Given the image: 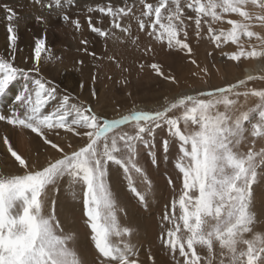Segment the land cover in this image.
Wrapping results in <instances>:
<instances>
[{"label":"snow or ice","instance_id":"1","mask_svg":"<svg viewBox=\"0 0 264 264\" xmlns=\"http://www.w3.org/2000/svg\"><path fill=\"white\" fill-rule=\"evenodd\" d=\"M32 3L50 14L55 12L77 30L81 28L69 11L78 0ZM137 4L142 5L139 16L134 12ZM5 11L14 60L18 36L12 22L19 17L12 8L5 6ZM87 11L109 17L111 28L131 38L133 44L139 37H133L131 24L122 23L125 19H135L139 31L170 52L191 55L188 29L194 26L198 40L207 35L217 49L234 45L235 51L222 52L229 60L264 59V35L252 30L256 25L264 27V0H124L120 7L109 3ZM37 20L45 23L43 17ZM225 23L228 28L214 27ZM88 25L99 37L115 35L93 23L92 16ZM48 51L45 33L35 39L33 68L25 70L0 58V99L7 97L18 78L25 81L22 91L14 96L10 114H0V121L20 132L28 130L51 149L41 164L19 153L7 135L0 136V143L18 165L17 174L0 172V264H85L75 247V234L65 232L56 215V197L65 184L74 198L79 195L82 199L98 264H139L129 242L132 229L120 223L123 209L112 180L122 172L129 192L147 207L151 180L141 159L154 157L150 162L158 166L173 144L178 145L175 168L182 175V189L171 202V212L166 211L162 218L171 227L162 233L161 240L174 264H264V232L254 231L258 218L254 185L264 182V148L254 150L256 139H264V90L248 88L249 81L264 77L247 75L208 91L178 98L164 96L156 109L134 105L119 118L109 119L91 104L60 95L54 82L41 76L42 54ZM152 51L148 47L145 54ZM139 67L143 70L145 65ZM147 67L157 76L178 83L160 63ZM92 96H97L95 90ZM249 96L259 102L242 111L241 97L246 102ZM59 130L82 138L84 143L78 148L71 142L58 144L50 137L59 136ZM158 130L166 132L159 142ZM246 135L253 138L251 146L241 152ZM168 182L173 184L171 178ZM139 184L145 186L144 191Z\"/></svg>","mask_w":264,"mask_h":264},{"label":"rangeland","instance_id":"2","mask_svg":"<svg viewBox=\"0 0 264 264\" xmlns=\"http://www.w3.org/2000/svg\"><path fill=\"white\" fill-rule=\"evenodd\" d=\"M128 2L132 3V0H128ZM149 2L155 3L156 0H149ZM109 3L113 7H120L123 6L124 0H78L77 6L69 10L72 19H78L81 24V28L77 30L73 23L64 21L55 12L50 14L39 5L32 3V0H0V58L11 60L14 66L25 70L33 68L35 66V39L46 33L49 51L42 54L39 65L41 76L45 80L53 81L58 87L60 95L67 94L74 98V102L91 104L97 113L109 119L119 118L134 105L140 109H156L164 96L178 98L182 95L208 91L240 80V78L232 79L231 71L236 68L241 71L242 66L250 58H242L241 61L236 62L222 55V52L235 51L234 45L227 44L223 45L221 49H217L207 38V35L198 40L193 26L188 29V42L192 48L191 55L170 52L166 47L161 46L160 42L149 37L146 32L139 31L135 19L131 21L125 19L122 23L125 26L131 24L133 37H139L133 44L131 38L124 36L119 30L111 28L109 17H101L98 12L89 13L87 11L89 7L95 8L97 5L104 6ZM5 6L14 9L19 17L18 20L12 22L18 36L14 60H12V49L9 46L7 32L9 21L6 19L8 13L5 11ZM141 10L142 5L137 4L134 9L136 16L140 15ZM249 10L256 11L251 7ZM89 16H92L93 23H97V26L110 32L114 31L115 35L106 39L91 32L88 25ZM37 17H43L45 23L38 22ZM226 18L237 17L226 15ZM101 19L102 24L98 23ZM214 27L228 28L229 26L225 23L214 25ZM252 30L264 35V27L256 25ZM82 40H86L88 43L82 44ZM244 41L247 47V38H244ZM148 47H151L153 51L146 55L145 49ZM257 48L259 49V47ZM85 49L87 50L85 51ZM91 53H95V56ZM49 55L52 59H45ZM110 57L115 59H109ZM192 60H195L196 64L191 63ZM80 61L83 63H79ZM154 62L160 63L164 72L174 76L178 83L173 84L157 76L147 67L148 64ZM140 64L145 65L143 70L140 69ZM125 69L127 70L125 71ZM31 75L35 76L36 74L31 73ZM24 84L23 78H18L10 86L7 97L0 99V114H10L9 109L12 107L14 96L22 91ZM248 88L264 90V79L248 82ZM93 90L97 94L96 97L92 96ZM250 97L253 96L248 98ZM243 102L245 100L241 97L242 105ZM258 102V98L253 97V101L243 105L241 110L246 111L253 108ZM54 104L55 102H53V106ZM247 127L250 129V125ZM59 131V136L50 137L58 144L66 146L68 142H71L73 148H78L84 143L82 138L72 133L64 130ZM3 135L9 137L19 153L26 155L34 162L38 161L43 164L46 157L51 154V149L43 145L35 134H31L28 130L20 132L5 121H0V136ZM165 135L166 132L158 130L156 141L159 142ZM252 139L251 136L246 135L240 148L241 152L247 151L251 146ZM261 148H264V139H256L254 150L259 151ZM178 155V145L173 144L169 154L156 166L150 162L154 157L148 158L142 154L144 158L141 159V164L151 180V191L147 194V207L139 203L134 198L135 196L129 192L127 181L122 172L119 178L112 180L114 192L123 209L120 218L129 214L132 217L135 213L136 219L142 222L141 229L139 227L136 231L132 230L134 239L129 238L130 244L136 252L134 258L138 259L139 264H153L152 259L161 264H174L168 253L161 250L160 237L166 231L163 232L160 227L164 216L162 208L167 205L168 212H171V202L177 198V194H180L182 189V175L175 168ZM0 172L6 174H17L18 172V165L14 163V158H11L10 153L2 151L1 148ZM169 178L173 181L172 185L168 182ZM261 184L263 182H259L258 185ZM138 186L141 191L145 190L143 184ZM256 187L254 185V189ZM262 188L263 186L259 187L254 194L262 196L264 194V191H260ZM76 191L79 193L80 189L77 188ZM56 199V215L63 230L75 234V247L85 264H98V254L90 239V229L85 223L82 199L79 195L74 198L67 191L66 184L61 188ZM121 224L131 228L128 223ZM169 226L171 227V225Z\"/></svg>","mask_w":264,"mask_h":264},{"label":"bare ground","instance_id":"3","mask_svg":"<svg viewBox=\"0 0 264 264\" xmlns=\"http://www.w3.org/2000/svg\"><path fill=\"white\" fill-rule=\"evenodd\" d=\"M257 50H260L257 48ZM244 68V70H243ZM243 70V71H242ZM247 75H254V76H264V59H259V58H250L243 66L241 71L239 69H233L231 71V76L232 79L235 78H240L243 79L245 78ZM231 79V78H229ZM250 83H252L253 81H249ZM253 101V97L247 98L246 102H243V105L247 104V103H251ZM255 105V104H253ZM243 108V107H242ZM250 136V135H249ZM0 148L2 149V151H6V147L1 143L0 144ZM177 176V175H176ZM259 184V183H258ZM256 189H254V192L258 191V188L263 186V188L260 191H264V182L261 185H256ZM118 189V188H117ZM119 190V189H118ZM133 196V195H132ZM179 194H177V198H178ZM255 197V212L257 213V221L254 227V231L255 232H264V194L262 196H257L256 193L254 194ZM135 198V197H134ZM127 210V209H126ZM162 212L168 211V206L165 205L162 210ZM134 215H132V217H130V214L128 216L125 217H121L120 218V222L121 223H128L129 225H131V229L132 230H137L140 226H141V221H138L137 216L135 215V213H133ZM162 222V221H161ZM65 223V222H64ZM170 224L167 221L163 220V223L161 224V229L164 231H166L167 228H169ZM159 228V226H158ZM159 228V229H160ZM141 229V227H140ZM158 229V230H159ZM158 235V234H157ZM160 235V234H159ZM159 237V236H158ZM141 238V237H140ZM91 239V238H90ZM134 239L133 235L131 236V240ZM131 240H129V242L131 243ZM92 242V241H91ZM160 245H161V250L164 251L165 253H168V255L172 258L170 252L168 249H166L163 246L161 237H160ZM173 259V258H172ZM154 261L155 264H161L159 262H156L155 259H152V262Z\"/></svg>","mask_w":264,"mask_h":264}]
</instances>
